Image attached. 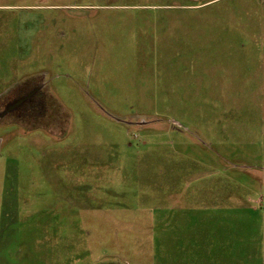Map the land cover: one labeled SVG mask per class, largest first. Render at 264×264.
Listing matches in <instances>:
<instances>
[{
	"label": "rangeland",
	"instance_id": "374dc122",
	"mask_svg": "<svg viewBox=\"0 0 264 264\" xmlns=\"http://www.w3.org/2000/svg\"><path fill=\"white\" fill-rule=\"evenodd\" d=\"M0 264H264V0H0Z\"/></svg>",
	"mask_w": 264,
	"mask_h": 264
},
{
	"label": "flooded vegetation",
	"instance_id": "af4514ba",
	"mask_svg": "<svg viewBox=\"0 0 264 264\" xmlns=\"http://www.w3.org/2000/svg\"><path fill=\"white\" fill-rule=\"evenodd\" d=\"M39 86H40V87L37 88V91L40 90L41 87H42V85H40V84H39ZM35 92H36V91H35ZM28 97L30 98V95L25 94V95H21L19 98H17V97H16V98H12L11 101H9V102L6 103V107L8 108L10 105L12 106V104H13V106H14V105H16V103H17V105H18V103L21 104V102H22V104H24L27 100H29ZM29 101H30L29 106L34 107L35 104H36V103L34 102L35 99H31V100H29ZM29 101H28V102H29ZM14 102H15V103H14ZM18 106H19V105H18Z\"/></svg>",
	"mask_w": 264,
	"mask_h": 264
}]
</instances>
